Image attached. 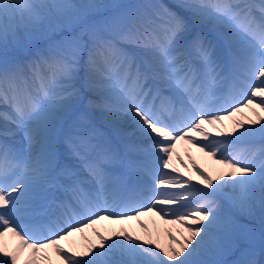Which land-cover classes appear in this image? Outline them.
Listing matches in <instances>:
<instances>
[{
	"label": "snow or ice",
	"instance_id": "obj_1",
	"mask_svg": "<svg viewBox=\"0 0 264 264\" xmlns=\"http://www.w3.org/2000/svg\"><path fill=\"white\" fill-rule=\"evenodd\" d=\"M0 53V264L264 262L237 243L264 225V146L228 152L264 142V0H0ZM179 142L215 176L173 166Z\"/></svg>",
	"mask_w": 264,
	"mask_h": 264
},
{
	"label": "bare ground",
	"instance_id": "obj_2",
	"mask_svg": "<svg viewBox=\"0 0 264 264\" xmlns=\"http://www.w3.org/2000/svg\"><path fill=\"white\" fill-rule=\"evenodd\" d=\"M77 3H86L89 2V0H75ZM96 3V1L98 2H104L105 0H94ZM33 2L36 3H40V2H51V0H33ZM71 3H73V0L71 1ZM93 2V0H92ZM207 127V126H206ZM209 132L212 131V129L209 127ZM264 146V143H261L259 145H255V146H251V145H242L240 146L237 151L234 152V147L232 150H228V152L236 154V153H240V154H247L248 150L252 149H258L260 147ZM228 154V153H226ZM179 155L181 157V159H183L185 164L189 165V170L187 173V175L184 173V175L187 177L188 175H190V169H191V165L190 162L188 160V157L191 156L192 160H194L196 162V164L198 165V167H200L201 169H203L204 171H206L208 174L215 176V173L220 169V166L215 164L212 160V158L210 157H206L203 153H200L199 151H197L196 148H193L190 145L185 144L184 142H179L177 144L176 147V152L173 154V157ZM200 156V157H198ZM173 166L175 167H180L179 164H176L175 161H173ZM210 168V169H209ZM183 168L180 169V171ZM195 176H193V181H195ZM225 191H231L230 189H226ZM143 220V222L147 225L149 232H152L153 234L156 233L157 230H160L162 232L163 228L162 226H165V228L167 227H172V226H168V225H163L159 219L157 217H152V216H146V217H142L141 218ZM243 220V219H242ZM242 222V221H241ZM104 223V224H103ZM103 225H97L95 228L100 230L101 232H105L106 228H119L122 225H109L107 222H103ZM243 223V222H242ZM124 227H131L132 229H134L138 234L143 235V231L141 229H139V227L137 226V222L133 221L131 223V225H123ZM87 237H83L80 234L75 235L74 236V241L70 242V241H65L63 242L64 247H68L70 244L74 243L75 246L77 247V249H82L83 246L85 245L86 241H90L93 244L98 243L95 239V236L93 235V231H91L90 229L87 230L85 233ZM106 234V233H105ZM9 240H11V238L9 237ZM161 242L162 243H166V240L164 239V237L161 235ZM49 254L52 255L53 258H55L57 264H60V261L57 260V258L54 256V254H51V250H49ZM23 264V261H22ZM54 264V263H53Z\"/></svg>",
	"mask_w": 264,
	"mask_h": 264
},
{
	"label": "rangeland",
	"instance_id": "obj_3",
	"mask_svg": "<svg viewBox=\"0 0 264 264\" xmlns=\"http://www.w3.org/2000/svg\"><path fill=\"white\" fill-rule=\"evenodd\" d=\"M72 1V0H71ZM93 2H95L93 0ZM145 0H105L104 2H98L96 1V3H103V4H122V5H128V4H136V3H144ZM152 2H155V0H152ZM160 3H164V4H170L171 0H159ZM256 2H259V0H256ZM74 4H79L77 3L75 0H73ZM111 9L108 10H101V13H92L91 15L95 16L96 18H100L101 15L104 12H107L108 14H111ZM18 38L20 40H24L25 39V35L23 31L18 32ZM84 39L87 40L88 37L87 35L84 36ZM40 47H45V45L43 43L40 44ZM14 51L15 55H24L23 52H21L19 49L15 48L13 45L10 44L9 48H8V56L9 59H11L13 57V54H9V52ZM2 55V53H0ZM250 115V113H248ZM228 123V122H226ZM261 140L259 138H257L255 140V142L253 144L259 143ZM262 142V141H261ZM246 142H241L239 144H244ZM264 143V142H262ZM237 144V145H239ZM259 145V144H258ZM200 157V156H198ZM173 161L176 162V156L174 157ZM178 164V163H176ZM210 169V168H209ZM189 170V168H188ZM188 170L186 172H188ZM185 172V170L183 169V173L187 174ZM190 173H191V169H190ZM243 223L248 224V226L252 229L255 230L254 235L252 237V239L246 238V237H239L237 240V243L239 245V247L241 249H247L250 246H254L257 254H258V258H259V254L262 250H264V225H262L260 219L256 218V219H248V218H244L242 220ZM162 228L164 229L165 226H162ZM92 230V229H91ZM93 231V230H92ZM85 238V236H84ZM238 256V253H237ZM237 256H228V260H232L237 258Z\"/></svg>",
	"mask_w": 264,
	"mask_h": 264
}]
</instances>
